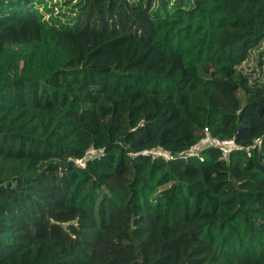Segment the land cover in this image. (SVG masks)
I'll list each match as a JSON object with an SVG mask.
<instances>
[{"label": "trees", "instance_id": "trees-1", "mask_svg": "<svg viewBox=\"0 0 264 264\" xmlns=\"http://www.w3.org/2000/svg\"><path fill=\"white\" fill-rule=\"evenodd\" d=\"M62 5L0 0V264H264V0Z\"/></svg>", "mask_w": 264, "mask_h": 264}, {"label": "built area", "instance_id": "built-area-1", "mask_svg": "<svg viewBox=\"0 0 264 264\" xmlns=\"http://www.w3.org/2000/svg\"><path fill=\"white\" fill-rule=\"evenodd\" d=\"M210 141V147L217 149L220 152L222 158L225 160H228L229 154L231 153L232 149L236 147L233 139H220L217 137H212L210 138ZM75 162L77 166H84V162L82 159H77Z\"/></svg>", "mask_w": 264, "mask_h": 264}, {"label": "rangeland", "instance_id": "rangeland-1", "mask_svg": "<svg viewBox=\"0 0 264 264\" xmlns=\"http://www.w3.org/2000/svg\"><path fill=\"white\" fill-rule=\"evenodd\" d=\"M50 1H54V2H59L61 5H62V0H47V2H50ZM156 3H158V0H156ZM63 6V5H62ZM64 6H63V10H64ZM57 10H58V7L56 8ZM233 126H234V123L233 124H231L230 125V130H232L233 129ZM211 144V141H210V138L209 137H206V138H204V139H202L195 147H193L189 152H191V153H195V152H197V151H199L200 149H202L203 147H206V146H209ZM230 158V160H228V161H230L231 163H229V164H235V159H233V157L231 156V157H229ZM228 158V159H229Z\"/></svg>", "mask_w": 264, "mask_h": 264}, {"label": "water", "instance_id": "water-1", "mask_svg": "<svg viewBox=\"0 0 264 264\" xmlns=\"http://www.w3.org/2000/svg\"><path fill=\"white\" fill-rule=\"evenodd\" d=\"M119 140H120L121 142H124V138H123V137H119Z\"/></svg>", "mask_w": 264, "mask_h": 264}]
</instances>
